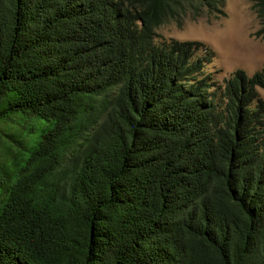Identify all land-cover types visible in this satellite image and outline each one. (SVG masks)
Listing matches in <instances>:
<instances>
[{
	"label": "trees",
	"instance_id": "trees-1",
	"mask_svg": "<svg viewBox=\"0 0 264 264\" xmlns=\"http://www.w3.org/2000/svg\"><path fill=\"white\" fill-rule=\"evenodd\" d=\"M223 5L0 0V264H264V72L156 40Z\"/></svg>",
	"mask_w": 264,
	"mask_h": 264
},
{
	"label": "rangeland",
	"instance_id": "rangeland-1",
	"mask_svg": "<svg viewBox=\"0 0 264 264\" xmlns=\"http://www.w3.org/2000/svg\"><path fill=\"white\" fill-rule=\"evenodd\" d=\"M223 1V16L214 18L204 12L193 21L188 15L181 27L169 22L156 29L157 42L199 41L211 48L216 59L206 66V72L220 85L236 70L250 76L264 69V37L254 36L260 25L250 0ZM258 93L264 101V90L258 89Z\"/></svg>",
	"mask_w": 264,
	"mask_h": 264
},
{
	"label": "clouds",
	"instance_id": "clouds-1",
	"mask_svg": "<svg viewBox=\"0 0 264 264\" xmlns=\"http://www.w3.org/2000/svg\"><path fill=\"white\" fill-rule=\"evenodd\" d=\"M250 6H251V3H250ZM223 8H224V5H223ZM255 16H256V15H255ZM259 25H260V24H259ZM259 28H260V27H259ZM255 32H256V31H255ZM256 38H257V37H256ZM259 38H262V37H259ZM170 40H172V39H170ZM173 40H174V39H173ZM167 41H168V40H167ZM177 41H178V40H177ZM180 42H189V41H180ZM191 42H194V41H191ZM197 42H199V41H197ZM206 46H207V45H206ZM207 47H208V46H207ZM210 49H211V48H210ZM211 50H212V49H211ZM212 51H213V50H212ZM213 52H214V51H213ZM214 53H215V52H214ZM215 59H216V54H215V58H214V60H215ZM214 60H213V61H214ZM213 61H212V62H213ZM212 62H211V63H212ZM209 64H210V63H209ZM207 65H208V64H207ZM207 65H206V66H207ZM205 70H206V69H205ZM242 71H243V70H242ZM261 71L264 72V69H263V70H260V71H256V72H261ZM234 72H235V71H234ZM234 72H233V73H234ZM256 72H254V73H256ZM233 73H232V74H233ZM245 73H246V72H245ZM254 73H253V74H254ZM232 74H231V75H232ZM253 74H252V75H253ZM231 75H230V77H231ZM252 75H250V76H252ZM211 76H212V75H211ZM248 76H249V75H248ZM230 77H229V78H230ZM229 78H228V79H229ZM228 79H225V80H228ZM214 80H215V79H214ZM225 80H224V81H225ZM219 85H220V84H219ZM221 86H223V85H221ZM258 89H260V88H257V92H258ZM261 90H263V89H261ZM258 94H259V93H258ZM259 97H260V96H259ZM260 98H261V97H260ZM263 102H264V101H263Z\"/></svg>",
	"mask_w": 264,
	"mask_h": 264
}]
</instances>
